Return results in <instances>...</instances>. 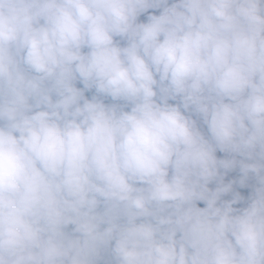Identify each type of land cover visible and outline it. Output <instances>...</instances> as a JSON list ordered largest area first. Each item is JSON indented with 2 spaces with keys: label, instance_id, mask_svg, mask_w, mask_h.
I'll list each match as a JSON object with an SVG mask.
<instances>
[{
  "label": "clouds",
  "instance_id": "9594fccd",
  "mask_svg": "<svg viewBox=\"0 0 264 264\" xmlns=\"http://www.w3.org/2000/svg\"><path fill=\"white\" fill-rule=\"evenodd\" d=\"M0 264H264V0H0Z\"/></svg>",
  "mask_w": 264,
  "mask_h": 264
}]
</instances>
